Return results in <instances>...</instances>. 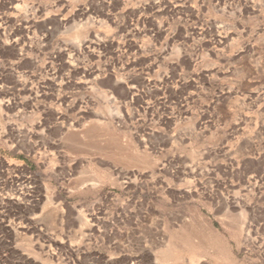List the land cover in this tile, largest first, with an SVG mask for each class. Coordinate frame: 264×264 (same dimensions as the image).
Here are the masks:
<instances>
[{"label": "rangeland", "instance_id": "rangeland-1", "mask_svg": "<svg viewBox=\"0 0 264 264\" xmlns=\"http://www.w3.org/2000/svg\"><path fill=\"white\" fill-rule=\"evenodd\" d=\"M0 264H264V0H0Z\"/></svg>", "mask_w": 264, "mask_h": 264}, {"label": "bare ground", "instance_id": "bare-ground-1", "mask_svg": "<svg viewBox=\"0 0 264 264\" xmlns=\"http://www.w3.org/2000/svg\"><path fill=\"white\" fill-rule=\"evenodd\" d=\"M89 127H90V126H89ZM89 127H88V128H89ZM91 127H92V129H91V128H90V129L86 128V129H87V131H86L87 133H86V132H85V133L83 132L84 135H86V134L89 135L93 130H94V131H93L92 133H94L95 130H97V129H94L95 127H94V128H93V126H91ZM88 130H89V131H88ZM90 131H91V132H90ZM92 133L90 134L91 136H92ZM64 134H67V133H64ZM88 135H87V136H88ZM94 135H96V132H95V134H93V138L98 137L100 134L98 133V134H97L98 136H97V135L94 136ZM67 136H68V135H67ZM91 136H90V137H91ZM75 137H76V136H75ZM88 137H89V136H88ZM99 137H100V136H99ZM93 138L91 137L92 140H93ZM67 139H68L67 142H70V141L73 142V141H75V140H74V136L72 135V133H71V134L69 133V136L67 137ZM97 139H98V138H97ZM111 139H113V138H111ZM111 139H110V142H109L108 144H105V145L102 144L103 147H102V149L100 148V150L106 151V149H108V148H111V147L114 148L116 142H115L114 139H113L114 141H113V140L111 141ZM95 140H96V139H95ZM95 140H93V141H95ZM108 141H109V139H108ZM67 142H66V143H67ZM89 142H90V141H89ZM91 142H92V141H91ZM105 142L107 143V141H105ZM105 142H104V143H105ZM73 143H75V142H73ZM73 143H72V144H73ZM86 143H88V142H86ZM68 144H69V143H68ZM78 144H79V143H78ZM96 144H97V143H96ZM75 145H76V144H75ZM98 145H99V144H98ZM66 146H67V145H66ZM90 146H91V145H90ZM104 146H105V147H104ZM74 147H77V145L74 146ZM116 147H117V146H116ZM80 148H81V147H80ZM92 148H93V147H92ZM118 148H119V147H118ZM71 150H72V149H71ZM98 151H99V150H98ZM111 151H112V150H111ZM108 152H109V150H108ZM114 152H115V151H114ZM112 154H113V152H112ZM123 155H124V154H123ZM198 212H199V211H198ZM49 216H50V215H49ZM46 217H47V216H46ZM186 218H187V217H186ZM48 220H49V219H48ZM203 220H204V219H203ZM188 221L190 222V223H188V224L190 225V229H188L189 227L187 228V229H188V233H187V234H188L189 236H190V234H191V235H195V236H197L196 233H198V230H197V228L195 227V225H194L193 222H196V223H200V224H201V223L203 222L202 219H201V216H200L199 214L196 213V214H194V220H188ZM204 221H205V220H204ZM182 222H183V221H182ZM186 224H187V223H185V225H186ZM236 225H237V224H236ZM236 225H235V226H236ZM191 226H192V227H191ZM193 226H194V227H193ZM230 226H231V225H230ZM235 226H233V227L236 228ZM180 233H181V232H180ZM187 234H186V235H187ZM200 236H201V235H200ZM200 239H201V238H200ZM200 239H199V240H200ZM176 241H177V240H176ZM200 242H201V240H200ZM173 243H174V242H173ZM173 243H172V244H173ZM180 243H181V242H180ZM201 243H202V242H201ZM175 244H176V243H175ZM183 244H184V243H183ZM184 248H185V247H184ZM166 250H168V248H167ZM163 257H164V256H163Z\"/></svg>", "mask_w": 264, "mask_h": 264}]
</instances>
